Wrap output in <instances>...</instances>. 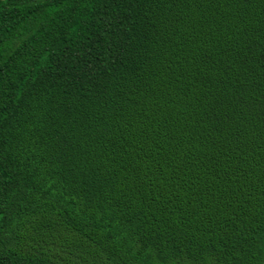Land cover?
I'll use <instances>...</instances> for the list:
<instances>
[{"label": "trees", "instance_id": "16d2710c", "mask_svg": "<svg viewBox=\"0 0 264 264\" xmlns=\"http://www.w3.org/2000/svg\"><path fill=\"white\" fill-rule=\"evenodd\" d=\"M0 264H264V0H0Z\"/></svg>", "mask_w": 264, "mask_h": 264}, {"label": "bare ground", "instance_id": "6f19581e", "mask_svg": "<svg viewBox=\"0 0 264 264\" xmlns=\"http://www.w3.org/2000/svg\"><path fill=\"white\" fill-rule=\"evenodd\" d=\"M197 241V240H196ZM194 243V242H193ZM196 244V243H195ZM191 245V244H190ZM193 248H195L194 246H193Z\"/></svg>", "mask_w": 264, "mask_h": 264}]
</instances>
